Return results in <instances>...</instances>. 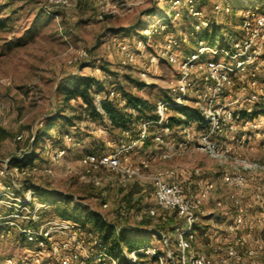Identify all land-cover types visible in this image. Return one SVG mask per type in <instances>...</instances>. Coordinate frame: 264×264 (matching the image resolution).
<instances>
[{
    "label": "built area",
    "instance_id": "obj_1",
    "mask_svg": "<svg viewBox=\"0 0 264 264\" xmlns=\"http://www.w3.org/2000/svg\"><path fill=\"white\" fill-rule=\"evenodd\" d=\"M111 2L99 0L103 9ZM201 2L157 0L159 5H166L164 14L155 24H146L141 30L142 38L120 44L121 65L137 68L139 82L151 85L152 80H158L154 70L164 63L175 67L177 73L166 80V97L157 102V118L139 119L135 139L130 143L125 140L132 136L134 123L132 128L122 132L119 145L112 152L86 153L72 163L67 160L68 146L56 147L49 143L45 146L49 163L11 167L6 162L0 169V180H7L0 187V205L9 210L0 219L35 242L37 262L49 251L60 264H89L90 261L142 264V256L153 257L157 264H264V162L252 160L242 152L250 147L253 139L264 138V5L236 12L229 1L218 0L212 6V17ZM78 3L79 0H40L42 10L50 15L58 10H69ZM183 12L191 17V31L184 33L180 28L179 34L154 43L153 38L169 28V20L181 19ZM234 13L238 24L228 28L221 18ZM215 27L219 30L212 38H197L198 34ZM193 37L197 39L196 47L187 54L183 45ZM77 53L76 59L91 62L87 50ZM207 53L222 59L203 61ZM101 80L110 98H117L121 107H127L128 100L120 93V79L108 75ZM93 90L96 111L108 118L103 107L106 97L96 86ZM185 106L196 108L201 120L199 123L188 120L180 125L181 137L174 139V128L168 125L167 119L176 116L187 120L185 113L179 110ZM126 110L137 116L132 107ZM192 122L199 126L194 127ZM154 127L159 128L153 138L155 150L146 151L141 161L131 160L128 155L145 146ZM63 138L67 145L76 141L70 132ZM22 139L20 135L14 141ZM194 150L204 152L227 167L221 173V181L229 189L226 196L217 194L215 183L205 179L200 169L192 172L194 179L187 181L178 179L172 168L152 171L155 158L169 160ZM59 169H63L66 176L78 173L98 187L107 180L100 175L104 170L111 172L121 187L132 182H150L155 207L149 209V215L156 216L159 210H164L175 213L182 223L171 231L152 229L160 236L163 251L143 244L131 252L121 249L120 256L110 253L91 235L92 240L88 241L82 234L81 224L75 221L54 217L38 227L31 226L30 223H39L41 211L50 205L36 201L32 188L22 191L17 176L44 173L54 177ZM77 169L80 171L76 172ZM129 214V207L122 204L119 215L127 218ZM5 264L16 262L8 258Z\"/></svg>",
    "mask_w": 264,
    "mask_h": 264
},
{
    "label": "rangeland",
    "instance_id": "obj_2",
    "mask_svg": "<svg viewBox=\"0 0 264 264\" xmlns=\"http://www.w3.org/2000/svg\"><path fill=\"white\" fill-rule=\"evenodd\" d=\"M216 1L218 0L201 2L206 13L212 17V6ZM226 1L234 5L236 12L264 5V0ZM164 6L166 5H159L157 0H112L104 9L100 3L96 6L92 2L87 7L78 3L69 10H58L50 15L42 10L40 0H0V24L4 25L0 29V169L6 162L9 166H14L12 160L30 150L37 131L44 128L46 119L55 114L68 120L56 121L49 135L40 144V149L36 150L40 153L37 163H49L45 147L49 143L56 147L68 146L67 160L72 163L94 149L98 153L114 151L119 145L120 129L112 127L105 117L92 118L82 106L81 99H67L65 89L73 88L87 77L101 80L112 75L120 79V86L124 90L135 93L140 98L153 100L160 94L165 95L166 80L177 75L175 67L168 63L161 64L154 70L158 80H152V87L138 89L135 88L140 78L138 69L121 65L119 50L122 42H133L141 34L142 29L137 30L140 22L155 24L164 14ZM152 9L154 12L151 13ZM221 19L225 24L231 22L229 16ZM169 22L172 25L169 27L170 32L153 38L154 43L179 34L180 28L184 33L191 31V17L185 12L181 19L171 18ZM188 48H191L190 40L183 45L185 52ZM81 49L90 53V63L76 59L77 52ZM208 59L218 60L222 57L207 53L203 61ZM133 119V128H139L140 120L137 117ZM192 125L199 126L195 122ZM173 131L174 139L181 137L178 127H174ZM68 132L74 134L76 139L69 145L63 138ZM20 135L23 139L15 142L14 139ZM154 135L151 134L148 138L151 139V144L146 147L147 152L156 148ZM139 151L136 150L135 155L130 153L128 157L139 161L138 157L145 153ZM242 152L252 160L264 162V138L253 139L250 147L242 149ZM178 164H182L188 173L200 169L205 179L215 183L217 194H228L229 189L221 181V173L227 167L201 151L194 150L186 156L169 160L155 158L152 171L163 172L171 168L176 171ZM78 169L76 172L80 171ZM100 175L107 179L102 187L82 179L78 173L66 176L63 169H59L54 177L38 173L27 177L17 176V181L22 185V191L24 182L29 180L35 186L62 192L67 197L58 205L68 208L75 216H84L88 209L96 210L108 220L118 222L119 227L127 226L135 230L134 233L144 240V244L163 251L160 236L152 230L157 228L163 210H159L156 216L149 215V209L155 207L151 183L132 182L121 187L111 172L104 170ZM5 181L7 180H0V187ZM138 185L146 190L141 198L135 199L134 195L141 193ZM37 200L39 199L36 198ZM54 200L60 198L56 197ZM122 204L130 209L127 218L119 215ZM49 205V208L41 211V219L35 227L56 217L52 212L55 203L51 202ZM210 206L213 204L210 203ZM8 213L9 210L2 212ZM4 216L6 215L0 217ZM167 235L172 238L171 234ZM37 253V245L29 246L17 241L13 232L0 239V258H4L0 260V264H5L8 258H14L16 264H52L57 260L47 251L40 262H37ZM143 260L145 264H157L151 256H145Z\"/></svg>",
    "mask_w": 264,
    "mask_h": 264
},
{
    "label": "trees",
    "instance_id": "obj_3",
    "mask_svg": "<svg viewBox=\"0 0 264 264\" xmlns=\"http://www.w3.org/2000/svg\"><path fill=\"white\" fill-rule=\"evenodd\" d=\"M99 0H79L80 6L87 7L89 6V3H94L96 6H98ZM205 2H208L209 0H202ZM151 13L154 12V10H150ZM150 13V14H151ZM231 19V22L227 24L226 26L230 28L233 25L238 24V18L236 17L235 13L229 17ZM137 29H143L146 26V23L140 22L138 24ZM169 27L171 23H168ZM172 26V25H171ZM4 27V25L0 24V29ZM141 27V28H140ZM219 28H213L211 31L207 30L197 35V38H205L210 39L215 34H217ZM170 32V28H168L166 31H164L162 34H168ZM139 35V34H138ZM143 35L140 34L137 38H142ZM196 38L190 39V46L191 48H188L186 50V53L189 54L192 51H194L196 47ZM96 86V90L103 92L106 99L104 100L103 107L107 113V119L110 122V125L112 127H116L120 129V139L122 137V132L125 129L132 128L133 124L135 123V120L133 118L137 117L140 118H148V119H156L157 115L155 113L157 102L160 98H165L166 96L164 94L158 95L157 99H143L137 96L135 93H132L130 91L124 90L122 87L120 88V92L123 96H125L128 100V106L127 107H121L119 105V102L117 98H110L109 90H106L103 85V80H99L96 78H84L80 82L76 83L73 88H66L65 94L68 100L79 98L83 102L82 106L85 107L86 110H88L90 116L92 118H95L93 116H99L104 118L103 115L99 114L93 104V87ZM136 87L138 89L146 88V87H152V85H148L144 82H136ZM132 107L137 111V116H133L132 114L127 112V108ZM180 111L184 112L187 116V120L178 118L176 116H170L167 119V123L172 128L179 127L182 124L187 123L188 120H196L200 121L201 117L198 113V110L196 108H193L191 106H185L183 108H179ZM58 120H68L67 118L60 116L59 114H55L54 116L48 117L46 119L45 127L38 130L37 133L34 136V141L31 145V148L28 152H25L22 159L14 158L12 160V163L14 165L16 164H23V165H33L36 162L37 158L40 157V153L36 152L37 149H40V144H42L45 140V138L49 135L50 131L53 129L54 124ZM137 120V119H136ZM138 134L137 129L133 128L132 136L127 137L125 140L127 143H130L133 139L136 138ZM51 139L54 137H50ZM151 139H148L146 145H150ZM150 148V147H149ZM92 152H97V149H94ZM196 176H194L192 179H194ZM23 188L29 189L32 188L35 191V197L38 198L43 203H51L54 202L55 206L52 208V212L56 215V217L62 218L64 220H72L77 223H80L82 226V234L85 236L88 241H91L92 239L99 240L102 242V244L107 248V250L116 255H121V249H127L128 251H134L141 247L144 244V240L136 233H134L135 230L131 229L130 227L123 226L119 227L120 225L116 221L108 220L105 216H103L100 212L92 209H88L84 216H75L72 214L68 208H63L59 206V202H61L64 198L67 196L63 194L62 192H59L57 190L45 188L42 186H35L31 181H25ZM59 197L60 200L55 201L54 198ZM7 212L8 209L0 205V216L7 215L2 214V212ZM42 213V212H41ZM47 213V212H45ZM160 216V221L157 223V228L159 230L163 231H171L174 227L178 226L182 223L181 220L177 219L175 213H170L168 211L162 212ZM50 214V213H49ZM5 219H0V239L10 236L11 233L16 235V240L19 242H23L29 246L35 245V242L29 241L24 235L19 233L14 227H12L9 224L5 223ZM31 226H35L36 224L30 223ZM90 235L92 236L90 238ZM142 264H145L143 260V256L141 257ZM0 260H4L3 257L0 258ZM52 264H60L58 259L56 262H52ZM89 264H95L93 261H90Z\"/></svg>",
    "mask_w": 264,
    "mask_h": 264
},
{
    "label": "crops",
    "instance_id": "obj_4",
    "mask_svg": "<svg viewBox=\"0 0 264 264\" xmlns=\"http://www.w3.org/2000/svg\"><path fill=\"white\" fill-rule=\"evenodd\" d=\"M138 30V29H137ZM136 30V31H137ZM152 85V84H151ZM158 129L159 128H157V127H154L153 129H152V133L151 134H155V132L156 131H158ZM180 137H178L177 139H179ZM146 147H148V145H146V146H143L142 148H138V149H136V150H140L139 151V153H144V152H146ZM136 150H134L133 152H132V154L131 155H135V154H137L136 153ZM144 156H145V153L144 154H142V156H140V157H138V159H139V161H141L143 158H144ZM179 166L176 168V171H177V178L178 179H180L181 181H187V180H189L190 178H191V180H192V178L194 177V176H191L192 175V173H188V172H186L187 170H186V168H184V166H182V164H178ZM138 188H139V190L141 191V193L140 192H138V193H136L135 195H134V198L135 199H138L139 197L141 198L142 196H143V191H145L146 189H144L143 188V186L142 187H140V185H138ZM137 188V189H138ZM153 198H154V196H153ZM154 201H155V199H154Z\"/></svg>",
    "mask_w": 264,
    "mask_h": 264
}]
</instances>
